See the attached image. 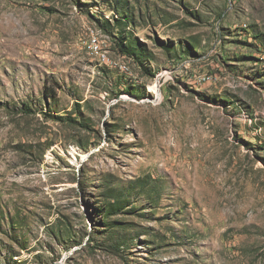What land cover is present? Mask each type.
<instances>
[{"label":"rangeland","instance_id":"374dc122","mask_svg":"<svg viewBox=\"0 0 264 264\" xmlns=\"http://www.w3.org/2000/svg\"><path fill=\"white\" fill-rule=\"evenodd\" d=\"M0 264H264V0H0Z\"/></svg>","mask_w":264,"mask_h":264},{"label":"built area","instance_id":"2783aa9c","mask_svg":"<svg viewBox=\"0 0 264 264\" xmlns=\"http://www.w3.org/2000/svg\"><path fill=\"white\" fill-rule=\"evenodd\" d=\"M89 47L91 48V50L96 53V54H99L103 59L105 58V55L104 53H102V49L100 47V44H99V41H98V38L97 36L95 35H92L90 41H89ZM211 78V76H208L206 74H202V75H199V76H195V81L200 83V82H204V81H207Z\"/></svg>","mask_w":264,"mask_h":264},{"label":"bare ground","instance_id":"6f19581e","mask_svg":"<svg viewBox=\"0 0 264 264\" xmlns=\"http://www.w3.org/2000/svg\"><path fill=\"white\" fill-rule=\"evenodd\" d=\"M154 86H155V85H154ZM156 91L159 92L157 89H156ZM159 97H160V95H159Z\"/></svg>","mask_w":264,"mask_h":264},{"label":"trees","instance_id":"16d2710c","mask_svg":"<svg viewBox=\"0 0 264 264\" xmlns=\"http://www.w3.org/2000/svg\"><path fill=\"white\" fill-rule=\"evenodd\" d=\"M120 48L123 50L122 46L120 45Z\"/></svg>","mask_w":264,"mask_h":264}]
</instances>
